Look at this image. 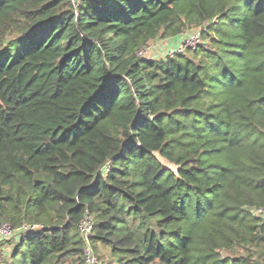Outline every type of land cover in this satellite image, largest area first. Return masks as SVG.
<instances>
[{
	"label": "trees",
	"instance_id": "1",
	"mask_svg": "<svg viewBox=\"0 0 264 264\" xmlns=\"http://www.w3.org/2000/svg\"><path fill=\"white\" fill-rule=\"evenodd\" d=\"M258 209L264 0H0V264H264Z\"/></svg>",
	"mask_w": 264,
	"mask_h": 264
},
{
	"label": "built area",
	"instance_id": "2",
	"mask_svg": "<svg viewBox=\"0 0 264 264\" xmlns=\"http://www.w3.org/2000/svg\"><path fill=\"white\" fill-rule=\"evenodd\" d=\"M200 35H201L200 28H197L196 30H193L190 32H185L183 36L181 37V39H179L175 44H169L167 46H164L163 49H161V51L159 52V55L173 57L178 53H183L188 48H195L201 42ZM152 42H149L141 46L139 50L137 51V55L140 57H146L145 54L147 50L150 49L151 46H153L152 44H156V42L154 43ZM262 210L264 209H258L255 212H260ZM2 229H7L8 234L11 233V228L9 224L7 223H3L0 225V235H6L2 233ZM90 229H91V222H90L89 217L86 216L79 225L80 233L85 238V240L87 239L89 235ZM84 259H85L86 264H99L96 256H94L88 244H86L84 248Z\"/></svg>",
	"mask_w": 264,
	"mask_h": 264
},
{
	"label": "rangeland",
	"instance_id": "3",
	"mask_svg": "<svg viewBox=\"0 0 264 264\" xmlns=\"http://www.w3.org/2000/svg\"><path fill=\"white\" fill-rule=\"evenodd\" d=\"M196 29L188 28V30H186V32H190V31L196 30ZM11 36H13V34L10 35L9 37H11ZM178 39H180V38H178ZM169 42H171V40L168 38H160L159 42H157L156 44H152L153 46H151V48L147 50L145 56L149 57V58H151L153 56L158 57L160 50ZM152 43H154V42H152ZM255 214L264 220V210H262L260 212H256ZM2 233L6 234V235H4L2 237L0 236V261L3 260L2 258L4 256H6L7 252L10 250V248H8L7 243L10 242V238L12 237L8 234L7 229H2ZM12 241H14V239ZM12 241H11V243L13 244ZM12 244H10V245H12ZM233 252L235 255L236 254H240V255L243 254L245 256L247 254V250L242 248V247H237L236 249H234ZM221 254L225 255L227 253L223 250V251H221ZM97 255L99 257L100 262H107L108 260L111 259L110 254H109V249L107 247H100V249L97 252Z\"/></svg>",
	"mask_w": 264,
	"mask_h": 264
},
{
	"label": "crops",
	"instance_id": "4",
	"mask_svg": "<svg viewBox=\"0 0 264 264\" xmlns=\"http://www.w3.org/2000/svg\"><path fill=\"white\" fill-rule=\"evenodd\" d=\"M170 40H171V39H170ZM178 40H179V39H177V40H176V39H175V40L172 39L171 42H169V43H170V44H175ZM156 43H157V42H156Z\"/></svg>",
	"mask_w": 264,
	"mask_h": 264
}]
</instances>
